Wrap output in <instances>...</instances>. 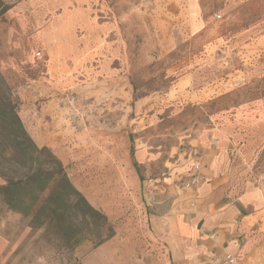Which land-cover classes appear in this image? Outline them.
I'll use <instances>...</instances> for the list:
<instances>
[{
  "label": "rangeland",
  "instance_id": "374dc122",
  "mask_svg": "<svg viewBox=\"0 0 264 264\" xmlns=\"http://www.w3.org/2000/svg\"><path fill=\"white\" fill-rule=\"evenodd\" d=\"M61 40L80 44L77 54L63 55L77 69L62 66L61 81L51 75L49 89L45 44ZM3 82L30 137L54 154L53 145L61 146L70 181L105 214L113 235L93 246L107 230L77 210L66 208L68 226L48 208L22 215L0 198V264H169L149 218L140 181L147 166L134 162L135 146L146 139L160 170L185 132L227 124L264 130L257 123L264 114V0H0ZM31 82L38 110L46 96L57 98L56 118L36 111L31 120ZM256 154L251 165L238 163L254 182L264 144Z\"/></svg>",
  "mask_w": 264,
  "mask_h": 264
},
{
  "label": "crops",
  "instance_id": "0c3cea01",
  "mask_svg": "<svg viewBox=\"0 0 264 264\" xmlns=\"http://www.w3.org/2000/svg\"><path fill=\"white\" fill-rule=\"evenodd\" d=\"M63 44V41L45 44V52L50 56L46 71L49 83L45 84L49 89L54 88L50 76L55 74L56 82L62 66L71 72L77 69L74 60L68 64L63 55L77 54L80 44L75 46L72 41L68 42L70 46ZM185 81L181 78L176 83ZM34 84H29L34 88L25 99L31 120L36 111L41 119L46 113L56 118L57 98L46 96L39 110L34 107L37 97ZM259 116L257 123L264 122V114ZM26 122L30 130L31 122ZM263 144L264 130L260 127L249 133L232 124L208 126L181 135L179 143L168 149L160 170L152 167L158 151L143 138L136 144L134 162L148 167L139 178L146 183L144 199L152 210L149 218L154 234L163 240L171 257L169 264H228L224 261L225 253L237 258L234 264H264V184L251 180L248 169L241 170L239 166L240 163L251 165ZM53 148L61 163L69 160L62 155L61 146L56 144ZM192 150L197 154L192 155ZM194 160L199 162L197 171L193 169ZM126 161L125 165L130 167L131 160ZM194 172L198 175L197 182L183 187ZM4 182L0 176V184ZM150 188L154 190L153 202H149Z\"/></svg>",
  "mask_w": 264,
  "mask_h": 264
},
{
  "label": "trees",
  "instance_id": "16d2710c",
  "mask_svg": "<svg viewBox=\"0 0 264 264\" xmlns=\"http://www.w3.org/2000/svg\"><path fill=\"white\" fill-rule=\"evenodd\" d=\"M17 102L8 85L0 86V198L8 209L22 215L40 214L45 208L51 216L61 217L70 226L66 208L95 225L105 227V237L93 242L97 246L113 235L104 213L94 208L70 181L64 165L46 146H38L30 137L18 114ZM19 168L23 169L20 173Z\"/></svg>",
  "mask_w": 264,
  "mask_h": 264
},
{
  "label": "built area",
  "instance_id": "2783aa9c",
  "mask_svg": "<svg viewBox=\"0 0 264 264\" xmlns=\"http://www.w3.org/2000/svg\"><path fill=\"white\" fill-rule=\"evenodd\" d=\"M191 154L192 155H196V151L195 150H192L191 151ZM199 168V162L197 160H194L193 161V169L194 171H197ZM197 179H198V175L196 172H194L190 179L186 182H184L182 185L183 187H191V185H193L194 183L197 182ZM256 182L258 184H261L263 185L264 184V163H263V166H262V169L261 171L259 172L258 176H257V179H256ZM148 196H149V202H153L155 200V197H154V190L152 188L148 189ZM237 258L234 256V255H231L229 253H225L224 254V261L228 264H234L236 262Z\"/></svg>",
  "mask_w": 264,
  "mask_h": 264
}]
</instances>
